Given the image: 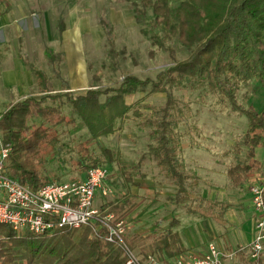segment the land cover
I'll return each mask as SVG.
<instances>
[{
    "label": "trees",
    "instance_id": "obj_1",
    "mask_svg": "<svg viewBox=\"0 0 264 264\" xmlns=\"http://www.w3.org/2000/svg\"><path fill=\"white\" fill-rule=\"evenodd\" d=\"M139 4L136 19L150 26L154 44L165 49L167 43L176 39L189 53L188 58L178 61L175 51L167 49L173 65L159 72L154 80L128 76L118 89L69 92L30 98L12 105L0 115L2 143L11 151L8 173L32 190L49 183L43 179V166L47 162L44 154H56L57 129L72 124L63 113V99L79 116L91 137L82 155L83 161H89L84 167L86 173L104 162L114 163L115 156L110 149H102L101 157L95 159L88 150L101 138L114 135L116 124L132 114L153 129L155 145L149 147V154L159 172L176 189L175 196L168 198L169 202L177 206L190 204L191 214L225 226L231 205L198 195V179L180 164L185 146L181 143L179 129L185 121V109L173 91L188 85L206 88L247 119V130L231 151L235 161L227 177L232 188L242 190L251 175H259L257 184L264 189V163L257 158V151L264 150V116L254 107L245 109L238 103L242 86L255 80L264 83V0H140ZM160 28L162 34L157 33ZM38 76L46 82L44 75L38 73ZM142 92L147 96L165 94V105L147 117L141 110L142 101L127 104L129 95ZM48 98H59L60 104L45 106ZM34 120H40L41 124L32 125ZM132 179L129 176L127 181L131 183ZM141 204L142 200L132 196L107 204L101 211L105 215L113 214L114 223H128ZM176 225L174 218L164 233L149 238L129 233L126 241L143 259L155 257L167 262L187 251L179 232L174 231ZM101 234L98 237L90 226L34 235L0 225V264H126L121 247L107 242L103 237L105 231ZM236 249V258L242 264H261L250 261L247 249Z\"/></svg>",
    "mask_w": 264,
    "mask_h": 264
},
{
    "label": "rangeland",
    "instance_id": "obj_2",
    "mask_svg": "<svg viewBox=\"0 0 264 264\" xmlns=\"http://www.w3.org/2000/svg\"><path fill=\"white\" fill-rule=\"evenodd\" d=\"M139 2L37 1L35 11L41 13L42 20L44 14L49 15L50 27L34 41V45L38 43L40 48L33 49V55L26 57V63L30 71L33 69L35 74L44 75L46 82L37 79L36 87L24 99L0 95V114L9 104L12 106L30 98L41 99L69 92L81 94L92 89H118L128 76L154 80L159 72L173 65L167 49L175 51L178 61L187 59L189 53L176 39L167 43L165 49L154 44L150 26L140 24L136 19V9L141 7ZM174 5L177 6L176 1ZM148 15L151 17V12ZM157 33L162 34L163 29L157 30ZM173 93L185 109V121L179 129L181 143L185 146L180 154V164L188 174L198 179V195L231 205L226 214L228 224L219 226L191 214L190 204L177 206L169 202L168 198L175 196L176 189L159 172L149 154V147L155 145L153 129L132 114L116 124L114 135L101 138L88 150L93 159L101 157L102 149H110L115 156L113 164H101L109 172L106 185L112 189V194L104 198L101 191L98 192L95 207L101 210L107 204L136 196L142 204L126 223V236L129 233L148 238L159 235L170 227L175 218L177 225L174 231H178L183 238L186 250L195 249L191 248L195 242L208 244L212 235L221 239L220 247L224 250L232 249L240 240L239 247H249L258 231L259 220L255 208L243 199V192L251 190V187H248L247 181L243 190L234 189L227 177V171L235 161L231 151L247 130V119L206 88H191L188 85ZM126 99L128 105L142 101L141 110L147 117L166 103L165 94L147 96L146 92L129 95ZM59 100L48 98L44 105L52 106L56 102L55 105H58ZM62 101L66 120L72 121V124L57 129L59 144L56 154H44L47 160L43 166L45 182L82 180L86 175L84 167L89 163L83 161L82 155L90 134L71 106L65 103L66 100ZM238 103L245 109L254 107L264 116V83L255 80L242 86ZM31 124L39 126L41 121L34 120ZM227 152L231 155L226 156ZM257 158L264 163V150L257 151ZM129 176L133 178L131 183L127 181ZM223 242H230L232 246L227 248ZM263 254L264 250L259 260L263 258L261 264H264Z\"/></svg>",
    "mask_w": 264,
    "mask_h": 264
},
{
    "label": "built area",
    "instance_id": "obj_3",
    "mask_svg": "<svg viewBox=\"0 0 264 264\" xmlns=\"http://www.w3.org/2000/svg\"><path fill=\"white\" fill-rule=\"evenodd\" d=\"M0 141V225L34 235H43L56 229L90 226L98 237L105 231L104 239L121 247L126 264H227L237 257L238 249L222 250L211 242L200 256L185 253L167 262L155 257L143 259L126 241V221L114 223L113 214L105 215L100 208L95 207L98 192L101 191L104 198L112 194V189L106 185L109 172L103 165L90 168L82 180L53 181L32 190L9 175L11 151L3 146L1 133ZM251 193L253 207L259 215L258 231L253 243L244 249L248 250L250 261L257 263L264 250V189L255 184L251 187Z\"/></svg>",
    "mask_w": 264,
    "mask_h": 264
},
{
    "label": "crops",
    "instance_id": "obj_4",
    "mask_svg": "<svg viewBox=\"0 0 264 264\" xmlns=\"http://www.w3.org/2000/svg\"><path fill=\"white\" fill-rule=\"evenodd\" d=\"M37 1L40 0H0V95H3L4 98H11L13 96L20 99L27 98L36 87L35 84L38 82L36 80L40 79L38 72L35 74L33 69L30 71L26 63V57L33 55V49L35 47L37 50L40 48L38 43L34 45V41H37L36 39L50 27L49 15L44 14L45 17L42 20L41 13L35 11ZM14 93L15 95H13ZM10 107L9 104L3 113ZM259 178V175H251L248 178V187L254 186L259 181ZM243 193H245L243 199L247 200L248 204L253 208L251 190L248 189L247 192ZM181 240L184 247L187 248L182 237ZM220 240L218 236L212 235L208 238V241H210L208 244L211 241L215 244L217 242L219 245H216L224 250L220 247L222 244ZM208 244L201 245L200 242L192 243L193 246L191 245V248L195 249H191V251L187 250L183 254L203 255ZM223 244L227 245V248L228 246H232L230 242H223ZM236 244L235 247L232 246V249L229 250L240 248L241 240ZM262 260L260 263H262ZM234 263L242 264L239 258H236Z\"/></svg>",
    "mask_w": 264,
    "mask_h": 264
}]
</instances>
